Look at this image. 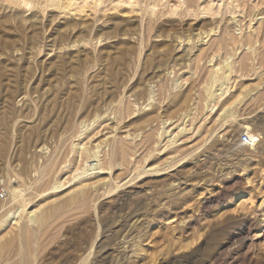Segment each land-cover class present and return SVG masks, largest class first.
Masks as SVG:
<instances>
[{"label": "rangeland", "instance_id": "374dc122", "mask_svg": "<svg viewBox=\"0 0 264 264\" xmlns=\"http://www.w3.org/2000/svg\"><path fill=\"white\" fill-rule=\"evenodd\" d=\"M119 1L75 0L59 8L44 0H32L29 7L0 0V205L9 201L13 183L26 187L27 211L52 210L43 223L22 218L9 233L2 228L0 244L13 240L16 246L0 264L20 259L25 228L32 230L36 264H264V100L258 99L264 89V48L254 40L257 28L259 35L264 31V0H239L235 12L228 5L235 0H198L218 12L212 16L185 15L184 7L166 15L173 0L160 1L152 15H144L145 0ZM149 18L156 24L142 49L136 34L126 33L128 26L137 32L133 28ZM210 28L208 37L198 38ZM186 36L193 41L186 42ZM247 40L256 57L240 71ZM201 50L203 56L195 59ZM227 59L232 65L228 92L221 97L215 90L217 100L206 107L209 70L223 68ZM256 85L252 93L245 91ZM108 105L130 109L117 132L106 135L132 134L123 137L129 144L127 162L114 161L109 170L73 180L77 158L68 151V136L95 112L102 117L85 125L86 132L73 142H86L98 129L102 132L91 143L103 138L115 122L113 114L106 120L102 111ZM165 120L168 132L159 141L156 133ZM244 123L250 133H260L254 148L239 139L247 132ZM182 127L186 130L180 132ZM167 137H173L171 144ZM54 157L57 173L45 174ZM55 178L64 180V189L51 192ZM94 182L87 204L66 205L77 187ZM3 213L0 208V217Z\"/></svg>", "mask_w": 264, "mask_h": 264}, {"label": "bare ground", "instance_id": "6f19581e", "mask_svg": "<svg viewBox=\"0 0 264 264\" xmlns=\"http://www.w3.org/2000/svg\"><path fill=\"white\" fill-rule=\"evenodd\" d=\"M5 2H7L8 4H12L14 6H19V7H29L31 6V3H32V0H4ZM75 0H66L65 4L62 6V5H59L60 4V0H44V5L46 6H58L59 8H68L70 6H72L75 2H73ZM129 1V0H128ZM127 1V3H128ZM143 1V0H142ZM162 1V0H145L143 1L144 2V7H143V14L146 15V14H150L152 15L153 14V9L159 5V2ZM170 2V0H168ZM130 2V1H129ZM168 2V3H169ZM118 3V2H117ZM119 3H122V0L119 1ZM242 4V3H241ZM84 5V4H83ZM83 5L81 6V8L83 7ZM94 5V4H93ZM228 5L231 6V8L234 10L236 7H239L240 6V2L239 0H235V2L233 3H230L228 2ZM167 7V6H166ZM181 7H184V14L185 15H189V14H192V15H195V16H199V15H214L215 13H218V12H214L212 10V7L211 5L209 4H206V5H200L198 3V0H173V4L169 7H167V11L164 12L166 15H173L175 13V11L178 9V8H181ZM235 12V10L233 11ZM183 14V15H184ZM260 19V18H259ZM145 23V22H144ZM155 24L150 18H149V21L147 22V24H143L141 22V24H137L135 27L136 28H133L135 29L137 32H132L131 33V30H132V26H128L129 28V32L126 33V35H132V34H136V39L140 42L139 45H141V48L143 49L142 47V43H145V41L150 38V33L151 31L154 30L155 28ZM260 25V24H259ZM121 26V25H120ZM248 28V27H247ZM218 30V29H217ZM221 30V29H220ZM123 31V30H122ZM214 31L213 28H210L209 30H206V31H203L202 33H200V36H198V38L200 39H204L206 37H208L210 35V32ZM91 32V31H90ZM217 32V31H216ZM260 28H257L256 30V37H254V40L255 41H259L261 40V43L263 45V48H264V31H262V35H259L260 33ZM223 33V32H222ZM255 33V32H254ZM87 34V33H86ZM91 34V33H90ZM172 35V34H171ZM92 36V35H91ZM108 36V35H107ZM156 36H161L160 34H156ZM217 36V35H216ZM220 36V35H219ZM244 36V35H243ZM172 37V36H171ZM179 38V42H181L182 40L185 42V38L184 39H181L180 36H176ZM184 37V36H183ZM251 37V36H250ZM100 38V37H98ZM105 38V37H104ZM109 38V37H108ZM216 38V37H215ZM218 38V37H217ZM229 38V37H228ZM253 38V37H252ZM84 39V38H83ZM94 39V38H93ZM92 39V40H93ZM101 39V38H100ZM106 39V38H105ZM206 40V39H205ZM239 40V39H238ZM237 40V41H238ZM193 39L192 37L190 36H186V42H192ZM225 40H219V42H224ZM235 41H236V38H235ZM237 41H236V44H237ZM230 42V41H229ZM248 43V54L244 55L243 58H241L240 60V71L241 69H245L246 67V62H249V60H253L255 59L256 57V49H253L252 47V43H249L250 40H247L246 41ZM205 43V42H203ZM257 43V42H255ZM209 44V43H208ZM211 44V43H210ZM220 44V43H218ZM228 44H231V43H228ZM259 44V43H258ZM225 45V44H224ZM247 45V44H246ZM220 46V45H219ZM255 46V45H254ZM179 47V46H178ZM246 47V46H245ZM138 48V47H137ZM140 48V47H139ZM246 48V50H247ZM192 49V48H191ZM218 49V48H217ZM245 49V48H244ZM140 50V49H139ZM190 50V49H189ZM189 50L188 53H189ZM191 51V50H190ZM244 51V50H243ZM259 51V50H258ZM143 52V51H142ZM234 52V51H233ZM187 53V54H188ZM191 54V53H190ZM204 54V51H200L198 54H195L196 56L194 57L195 59L197 58H201ZM210 54V53H209ZM254 55V57H253ZM141 56V55H140ZM189 56V55H188ZM139 57V56H138ZM231 57V56H230ZM229 57V58H230ZM141 58V57H140ZM228 58V59H229ZM191 59V58H190ZM189 59V60H190ZM211 59V57H210ZM227 59V60H228ZM240 59V58H239ZM210 61V60H209ZM238 61V60H237ZM256 61V60H255ZM225 62V60L223 61ZM251 62V61H250ZM221 65V64H220ZM237 65V64H236ZM239 65V64H238ZM252 65V64H251ZM142 66V65H141ZM214 66V65H213ZM217 66H219L217 64ZM222 66L220 67H214L212 70H209L210 71V78L208 80V82L204 85V93H205V96H204V101H205V105L206 107L214 100H217L215 97L216 93H215V90H219L220 93L219 95H223L224 93L228 92L227 89H228V76L230 74V72L232 71V65L231 63L229 62L228 60V63H226L224 65L223 68H221ZM149 68V67H148ZM254 69H256L254 67ZM137 70V69H136ZM222 70V72H221ZM85 72V71H84ZM218 72H221V75L218 73ZM246 73V72H245ZM141 74V73H140ZM254 74V73H253ZM82 76V74H81ZM241 77H242V74H241ZM244 77V76H243ZM221 80V81H219ZM258 80V79H257ZM256 80V82H257ZM219 81V83L217 84V86L219 87L218 89H216L214 87V85L216 86V83ZM231 81V80H230ZM263 81V80H262ZM178 82V81H177ZM129 83V82H128ZM234 83V81H233ZM258 84V83H257ZM178 85V84H177ZM261 85V84H260ZM224 86V87H223ZM233 86V85H232ZM262 86V85H261ZM260 86V87H261ZM126 87V86H125ZM214 87V89H213ZM231 87V86H230ZM259 87V85H256L254 88H245L247 91V93H252L251 91H253L254 89H257ZM233 88V87H231ZM73 89V88H72ZM85 89V88H84ZM123 91V90H122ZM260 91V90H259ZM218 92V91H217ZM244 92V91H243ZM232 93V92H231ZM241 93V92H240ZM239 93V94H240ZM258 93V92H257ZM134 95V94H133ZM218 95V97H219ZM238 95V94H237ZM256 95V94H255ZM258 95V94H257ZM103 97V96H102ZM112 97V96H111ZM153 97V96H152ZM217 97V96H216ZM222 97V96H221ZM239 97V96H238ZM258 99L259 100H264V89H262L260 92H259V95H258ZM254 99V98H253ZM90 100V99H89ZM123 100V99H122ZM256 100V99H255ZM72 101V100H71ZM70 99H69V102H71ZM84 101V100H83ZM104 101V100H103ZM118 101V100H116ZM114 102V101H113ZM129 102V101H128ZM127 102V103H128ZM216 102V101H215ZM236 102V101H235ZM256 102V101H255ZM112 103V102H111ZM118 103V102H117ZM121 103V102H119ZM133 103V101L131 102ZM135 103V102H134ZM141 103V102H140ZM149 103V102H148ZM197 103V102H196ZM231 103V102H230ZM229 103V104H230ZM81 104V103H80ZM83 104V103H82ZM81 104V105H82ZM87 104V101H84V106H86ZM100 104V103H99ZM129 104V103H128ZM127 104V105H128ZM203 104V105H204ZM234 104V103H232ZM231 104V105H232ZM237 104V103H236ZM122 105V104H121ZM138 105V104H137ZM70 106V104H69ZM233 106V105H232ZM130 107V105H129ZM204 107V109L206 108ZM214 108V106H212ZM35 108V107H34ZM225 108V107H224ZM232 108V107H230ZM37 109V108H36ZM79 109V108H78ZM76 110V109H75ZM102 110V109H101ZM107 110H109V112L107 113ZM212 109H210L211 111ZM224 110V111H223ZM221 112H224L222 117L223 118H226L229 114L226 113V110L223 109ZM104 115L108 116V118L106 120L109 119V114H113L115 117V122H113V125L111 127V130L109 132H106L105 134H103V138L101 137V139H97L98 141H95V143H91V140L92 138H94L95 135H97L99 132H102L101 130H97L95 133L93 132V134L90 136H86L87 137V141L82 143V140L83 139H80L77 143H74L73 142V138H79L80 136L83 135V131L86 132V128L85 130H81L85 125L86 127H88L90 124V122H93L96 118L99 119V117H102L97 114H95L94 112V117L91 118V116H88V118H85L83 120H81L80 124L79 125H76L74 126V128H72V133L70 134L69 132V136H68V144L67 146L70 147H67L68 148V151H75L76 152V162H77V165L75 164V167L73 168H76L74 170V175L71 174L72 176V179L74 180L75 177H78V176H84V175H87L90 174L93 170L97 169L99 171L101 170H105L108 169L112 166L111 164L114 162V161H120V164L123 162H127V157H128V149H129V144L127 141H125L123 139V137L127 138L126 136H130L132 134H130V132L126 133L125 136H121L119 137V139H115L116 137V134H112L111 137H106V135H109L114 131V129L116 130L117 132V129L120 121L123 122L124 119H126L130 113V109L128 108V106H119V105H116V106H111V105H108L105 110H102ZM36 112V111H35ZM57 112V111H56ZM74 112V111H73ZM132 112V111H131ZM220 112V113H221ZM191 113V112H190ZM188 113L187 115H184L186 117H189L188 115L190 114ZM219 113V114H220ZM77 114V113H76ZM89 114V113H88ZM91 114V113H90ZM89 114V115H90ZM133 114V113H132ZM144 114V113H143ZM142 114V115H143ZM186 114V113H185ZM191 115V114H190ZM142 117V116H141ZM131 118V117H130ZM75 119V118H74ZM147 119V118H146ZM219 119V118H218ZM102 120V119H101ZM111 120V119H110ZM131 120V119H130ZM161 120V119H160ZM74 121V120H73ZM65 122V121H64ZM76 122V120L74 121ZM97 122V121H96ZM166 122H168L167 120H165L164 122H162V126L159 127L157 133H156V136L157 138L160 139L162 138V140L165 138V136L167 135V132L168 130L166 129L165 125L163 124H166ZM77 124V123H76ZM93 124V123H92ZM91 124V126H92ZM96 124V123H95ZM118 124V125H117ZM139 124V123H138ZM171 124V123H170ZM65 125V124H64ZM100 124H98L94 129H97V127L99 126ZM177 125V124H176ZM71 126V125H70ZM115 126V127H114ZM122 126V125H121ZM134 126V125H133ZM139 126V125H138ZM143 126V125H142ZM145 126V125H144ZM149 126V125H147ZM183 126H185V124L183 123ZM109 127V126H108ZM109 127V128H110ZM134 127H137V126H134ZM140 129L141 126H139ZM178 127V126H177ZM243 127L244 129L253 137L252 141L247 144V146H250V147H255L256 143V138L259 140V137L260 136V133H256V134H252L250 133V126L249 124H246L244 123L243 124ZM89 128V127H88ZM91 128V127H90ZM120 128V127H119ZM64 129V128H63ZM93 129V130H94ZM127 129V130H126ZM126 132L128 131V128H125ZM157 130V129H156ZM155 130V131H156ZM180 132H183V130H186V127H182L180 129H178ZM134 131V130H133ZM138 131H136L137 133ZM146 133L145 130H141L140 133ZM179 132V133H180ZM119 134V133H118ZM174 134V133H173ZM62 135V134H61ZM139 136L138 133L134 135V137H137ZM164 136V137H163ZM176 136V135H173V137ZM132 137V136H131ZM132 137V138H134ZM173 137H170L167 139V141L170 142L171 144V141L174 140ZM256 137V138H255ZM139 138V137H137ZM143 138V137H142ZM144 142V140H142ZM176 141V140H175ZM43 142V141H42ZM141 142V140L139 141ZM163 142V141H162ZM156 143V142H155ZM166 143V141H165ZM164 143V144H165ZM163 144V143H162ZM66 145V144H65ZM64 145V147H65ZM173 145V144H172ZM246 145V144H245ZM158 146V145H156ZM161 146V145H160ZM55 147V146H54ZM63 147V148H64ZM105 147H108V150H104ZM136 147V146H135ZM165 147V146H164ZM44 148H47V147H44ZM57 148V147H56ZM141 148V147H140ZM135 149V148H134ZM137 150V148H136ZM155 150V148H154ZM64 151H65V148H64ZM139 151V150H138ZM147 151V150H145ZM50 152V151H49ZM68 152V153H69ZM103 152L104 154V157L101 158L102 156H100L99 154ZM150 152V151H149ZM44 153V152H43ZM71 154V153H70ZM138 154V152L136 153ZM135 154V155H136ZM151 154V153H150ZM74 155V154H73ZM133 155V153H132ZM130 155V156H132ZM55 156V155H54ZM63 156V154H62ZM39 157V156H38ZM53 157V156H52ZM61 157V156H59ZM135 157V156H133ZM144 157V156H143ZM55 158V157H54ZM63 158H66L63 156ZM74 158V157H73ZM91 158H93V160H90ZM130 158V157H129ZM142 158V156H141ZM146 157H144L145 159ZM69 159V158H68ZM131 159V158H130ZM134 159V158H133ZM65 160V159H64ZM67 160V158H66ZM75 160V159H74ZM95 160V163L93 164H89L91 163L92 161ZM135 160V159H134ZM146 160V159H145ZM59 161V160H58ZM56 158L55 159H52L50 160L46 165V169L44 170V173L45 174H48L49 175V172H54L55 168L54 166L56 165ZM61 162V161H60ZM140 163V162H139ZM139 163H138V166H139ZM60 164V163H59ZM136 164V163H135ZM61 165V164H60ZM83 165V166H82ZM117 165V164H116ZM124 165V164H123ZM62 166V165H61ZM77 166V167H76ZM82 166V167H81ZM118 166V165H117ZM120 168L121 165H119ZM125 166V165H124ZM137 166V165H136ZM44 167V166H43ZM60 167V166H59ZM58 167V168H59ZM71 167V166H70ZM69 167V168H70ZM126 167V166H125ZM133 167V166H132ZM143 169V165L141 166ZM141 167H139L141 169ZM54 168V169H53ZM112 168V167H111ZM119 168V167H118ZM127 168V167H126ZM137 168V167H136ZM60 169V168H59ZM123 169V168H122ZM79 170V172H77ZM127 170V169H126ZM76 171V172H75ZM96 171V170H95ZM128 171V170H127ZM39 171H37L38 173ZM56 172V170H55ZM59 172V171H58ZM110 172V171H108ZM29 173V172H28ZM57 173V172H56ZM93 173V172H92ZM16 174V173H15ZM128 174V173H127ZM47 175V176H48ZM54 175V174H53ZM58 175V174H57ZM97 175V173H96ZM46 176V175H45ZM46 176V177H47ZM38 177V176H37ZM50 177V176H49ZM58 177V176H57ZM29 178V177H28ZM45 179V177H43ZM80 178V177H79ZM86 178V176H85ZM96 178V177H95ZM59 178H55V180L51 183V185H49V189L51 192H57L58 190H61L64 185H65V182L64 180H58ZM65 179V178H64ZM84 179V178H83ZM16 180V179H15ZM28 180V179H27ZM30 180V179H29ZM48 180V179H47ZM67 180V179H66ZM79 180V179H78ZM9 181V180H8ZM7 181V182H8ZM50 181V180H49ZM77 181V180H76ZM95 181V180H94ZM116 181V179H115ZM114 181V182H115ZM117 182V181H116ZM19 183V182H18ZM46 183V182H45ZM66 183H69V180L66 181ZM99 183V182H98ZM102 183V182H100ZM118 183V182H117ZM106 184V183H104ZM103 184V185H104ZM114 184V183H113ZM30 185V184H29ZM46 185V184H45ZM77 185V184H76ZM75 185V186H76ZM96 185L95 182L94 183H84V184H81L79 186V188L77 187L78 191L77 193L73 192L72 195H70L69 197L67 196V200H66V205H73L75 206L74 204H80V205H85L87 204L86 201L88 199V196H89V190L94 186ZM100 185V184H99ZM34 186V185H33ZM115 186V185H114ZM44 187V186H43ZM104 187V186H103ZM116 187V186H115ZM119 187V186H118ZM8 188H9V192H10V199L9 201L7 202H3L1 205H0V208L3 209L4 213L1 215L0 217V239L3 237L2 236V228H7L5 230V233H9V229L12 228V226H15V225H18L19 221L20 220H23L22 218H26L25 219V222H31V223H43L45 221V219H47L51 214H52V210L50 209L49 211H46V212H43V213H38V208H32V210H29L27 211L26 208H25V205H26V199H25V192H26V187H24L23 185L21 184H13V183H10L8 184ZM45 188V187H44ZM117 188V187H116ZM30 189V187H29ZM64 189V188H63ZM75 188H73V190H70L71 191H74ZM76 189V190H77ZM34 190V189H33ZM66 190V189H65ZM75 190V191H76ZM102 190V189H101ZM114 189H111V191H113ZM95 191V190H94ZM93 191V192H94ZM108 191V189H107ZM110 191V190H109ZM108 191V192H109ZM69 192V193H70ZM107 192V193H108ZM45 193V192H44ZM68 193V194H69ZM75 193V194H74ZM92 193V192H91ZM106 193V192H105ZM128 193V192H127ZM42 194V193H41ZM93 194V193H92ZM123 197V196H122ZM91 198V197H90ZM28 201V200H27ZM90 202V201H89ZM29 203V202H28ZM48 203V202H47ZM91 203V202H90ZM89 203V204H90ZM49 204V203H48ZM43 205V204H42ZM62 205V204H60ZM27 206V205H26ZM52 206V205H51ZM81 206V207H82ZM56 207V206H55ZM71 207V206H70ZM87 207V206H86ZM51 208V207H50ZM77 208V207H75ZM53 209V208H52ZM71 209V208H70ZM82 209V208H81ZM45 211V210H44ZM73 211V210H72ZM77 211V210H76ZM55 211H53L54 213ZM59 212V211H58ZM83 214V213H82ZM63 214H61L60 216H62ZM64 216V215H63ZM62 216V217H63ZM71 217V216H70ZM61 218V217H60ZM27 220V221H26ZM59 221V220H58ZM21 222V221H20ZM27 222V223H28ZM54 224V223H53ZM29 225V224H28ZM49 225V224H48ZM18 227V226H17ZM25 227V226H24ZM13 228H16L13 227ZM21 229V228H20ZM19 229V230H20ZM4 230V229H3ZM18 230V231H19ZM32 230L29 231L28 228H25L22 233L24 234L23 236V242L20 241V243L22 244V247L20 248V250H18V253L20 254V259L13 262L12 264H36V253H35V249L32 247V243H31V239H30V232ZM54 231V230H53ZM20 233V232H19ZM13 234V232L11 233ZM10 234V235H11ZM14 235V234H13ZM45 235V234H44ZM55 235V234H54ZM16 236V235H14ZM41 236V235H40ZM257 237V236H256ZM259 237V236H258ZM257 237V238H258ZM21 238V237H20ZM43 238V237H42ZM48 239V238H47ZM46 239V240H47ZM53 239V238H52ZM38 240V239H37ZM40 240V239H39ZM45 240V241H46ZM3 241V239H2ZM43 241V240H42ZM18 242V241H17ZM38 242V241H36ZM254 243V242H253ZM36 245V244H35ZM41 245V244H40ZM16 246V245H15ZM15 246L13 244V240H9V241H6L5 243H2L0 244V261H2V259L4 258V256H7L8 254L11 255V252L13 251L14 253V249H15ZM17 248V247H16ZM258 248V247H257ZM253 249V248H252ZM261 249V248H260ZM259 249V251L261 252V250ZM17 250V249H16ZM39 251V250H38ZM92 251V250H91ZM42 252V251H41ZM257 252V251H256ZM253 253V252H252ZM16 254V253H15ZM257 254V253H256ZM40 255V254H39ZM38 256V255H37ZM39 258V257H38ZM87 259V258H86ZM8 260V259H7ZM7 263V262H5ZM4 264V262H3Z\"/></svg>", "mask_w": 264, "mask_h": 264}, {"label": "built area", "instance_id": "2783aa9c", "mask_svg": "<svg viewBox=\"0 0 264 264\" xmlns=\"http://www.w3.org/2000/svg\"><path fill=\"white\" fill-rule=\"evenodd\" d=\"M253 137L248 133V132H243L241 135H240V137H239V139H240V141H241V143H243V144H249L253 139H252ZM256 138V137H255ZM258 142V139L256 138V141H255V143H257Z\"/></svg>", "mask_w": 264, "mask_h": 264}]
</instances>
